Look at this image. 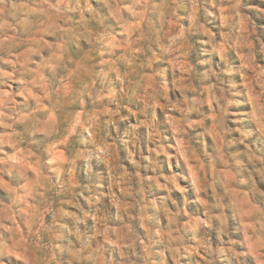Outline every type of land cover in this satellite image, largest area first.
<instances>
[{
	"label": "clouds",
	"instance_id": "9594fccd",
	"mask_svg": "<svg viewBox=\"0 0 264 264\" xmlns=\"http://www.w3.org/2000/svg\"><path fill=\"white\" fill-rule=\"evenodd\" d=\"M0 264H264V0H0Z\"/></svg>",
	"mask_w": 264,
	"mask_h": 264
}]
</instances>
